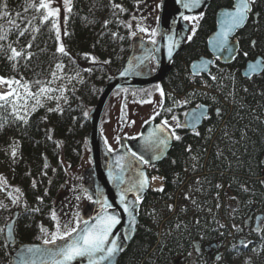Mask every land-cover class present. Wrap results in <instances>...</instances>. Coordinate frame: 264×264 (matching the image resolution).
Returning a JSON list of instances; mask_svg holds the SVG:
<instances>
[{"label": "trees", "instance_id": "1", "mask_svg": "<svg viewBox=\"0 0 264 264\" xmlns=\"http://www.w3.org/2000/svg\"><path fill=\"white\" fill-rule=\"evenodd\" d=\"M32 3L38 4L39 0H0V35L7 33V38L0 41L4 49L0 52V76L19 80L20 86L27 85V91L33 95L39 94L41 87L50 89L51 93L59 92L62 90L59 84L64 80L69 87L54 105L44 103L25 114L0 104V161L9 163L12 184L28 204L26 209H20L16 226L18 244H41L54 232L52 212L68 182L69 170L80 166L85 152L89 151L86 142L90 130L88 114L108 81L123 68L135 35L134 24H145L143 16L140 18L141 13L153 21L158 10V5L148 4L146 0H72L71 12L60 30L59 17L42 22L43 10L37 12L30 7ZM113 4L121 5L124 11L113 8ZM146 4L144 10L142 7ZM232 5L233 0H213L199 19L195 35L192 34L185 50L172 63V72L159 85L163 102L154 117L157 121H181L183 113L180 110L200 103L211 105L214 112L206 120L207 128L203 127L199 135L186 133L191 140L183 141L180 137L176 141L172 152L178 155L170 156L171 160L163 169L165 188L162 192L152 193V198L140 208L137 234L123 251L118 264H189L195 254V243L220 242V230L226 232L225 240L229 241L223 264H264V220L259 231L245 229V222L252 214L264 216V72L252 80L240 75L248 60L258 56L264 58L261 53L264 51V0H257L253 7L256 15L251 16L238 35L241 49L231 67H223L209 78H195L188 71L193 61L208 54L207 40L216 28L218 10ZM53 19L59 27V40ZM152 27L148 25V32L144 33L150 40H155L156 35H149L152 31L156 33L155 26ZM24 29H27L24 36H19V31ZM61 37L67 55L57 51L62 44ZM30 42L32 47L28 48ZM9 44L18 51L23 50L25 57L31 53V59L22 57L10 61L7 58ZM58 64L61 69L56 67ZM205 84H210V90L198 91ZM14 86L15 89L20 87ZM157 88L117 93H125L126 102L145 104ZM177 96L184 97L178 99ZM122 120L126 125V115ZM188 147H191L192 171L205 172L204 178L212 184L222 180L237 190L233 191L239 205L235 210L236 219L243 223L241 230L233 233L234 239H229L232 232L217 226L220 222L215 216L210 220L202 218L208 228H203L204 224L193 228L190 219L181 214L176 216V228L167 236L161 235L159 228L164 220L159 206L165 202L171 205L181 190L182 159L179 157L186 154ZM77 189L80 197L77 208L80 210L88 198L80 185ZM213 195L215 199L218 193ZM169 213L172 214V209ZM10 215L7 211L1 213L0 218L7 221ZM77 217L75 226L80 224ZM167 224L168 229L174 226L173 221ZM239 239L245 241L244 246L239 245ZM10 256L11 249L0 233V264H9Z\"/></svg>", "mask_w": 264, "mask_h": 264}, {"label": "water", "instance_id": "2", "mask_svg": "<svg viewBox=\"0 0 264 264\" xmlns=\"http://www.w3.org/2000/svg\"><path fill=\"white\" fill-rule=\"evenodd\" d=\"M212 3L213 0H201L198 7L188 10L183 8L181 3H177V0H161L157 18L158 37L156 43L146 41L142 34L134 37L123 68L108 81L96 105L88 114L90 131L87 136V144L90 149L91 166L83 172L82 189L92 199L80 210L79 219L81 224L79 229L86 226L85 222L88 224L95 222V217L101 214V203L104 201L110 206L107 209L109 214L117 216L120 221L113 229L110 240L114 239L121 246V250L110 261H103L102 264H118L123 251L134 240L139 227L137 196L140 199L145 198L151 188L148 168L162 162L174 147V137L171 135L170 130L166 127L161 132L160 129L164 125L153 120L143 126L138 138L132 140L122 139L117 150L109 151L101 132L108 103L113 95L119 91L126 89L143 90L163 83L172 71V62L185 50L189 40L188 37L192 33V26L183 19V16H201ZM236 3H238V0H233L232 8L218 10L216 29L207 40L210 57H201L191 63L189 70L194 77L209 75L212 68L216 66V62L228 66L237 58L240 46L239 42L233 39L247 26L249 19L242 28L228 33L227 42L223 46L220 35L227 27L226 21L228 18L224 13L233 11ZM170 46L171 55L169 54ZM153 61L156 65L155 69L152 67ZM251 65H255V68L250 67ZM263 72L264 60L262 57H257L254 61L246 64L241 74L244 79L251 80L262 75ZM201 113L203 114L201 118L194 122L193 116ZM208 117L209 107L200 104L197 108H192L187 112L183 123L187 126L183 128L196 133ZM166 136L168 137L167 146L155 142L157 137L163 139ZM129 150L135 151L138 156H142L143 161H147V163L132 157ZM140 172H143V177L139 175ZM144 178H147V185L143 191H140V181ZM127 189L131 190L127 191ZM97 190L99 195H97ZM121 194L125 197L123 203L120 200ZM96 200H100L101 203H95ZM125 205L129 209L128 212L124 210ZM19 216L20 211H15L4 228L5 242L12 249L9 264H49L48 252L55 250L66 241L58 240L55 245H18L15 229ZM263 220L264 216L259 215L256 218L255 227L258 228ZM9 227L12 230L10 237L8 235ZM68 239L70 240L71 237ZM240 244H244V242L241 241ZM214 247L216 246L212 245L208 250ZM30 248L39 249V251L28 252L27 250ZM73 264H88V260L87 258H80L74 261Z\"/></svg>", "mask_w": 264, "mask_h": 264}, {"label": "rangeland", "instance_id": "3", "mask_svg": "<svg viewBox=\"0 0 264 264\" xmlns=\"http://www.w3.org/2000/svg\"><path fill=\"white\" fill-rule=\"evenodd\" d=\"M160 1L161 0H146L148 4L151 3L155 6L160 4ZM148 4H146L142 8L146 10ZM52 7L60 9V30H62V28H64L65 26V18L68 14L64 7V0H52ZM142 16L145 21L149 22V25H151V27L152 25L155 26L154 23L156 22V19L153 21L152 19H148L147 17H145L143 12L141 13L140 18ZM187 23L190 24L192 27L195 24L197 27V21L195 20L188 21ZM143 25L145 24H143L142 22L134 24L135 34L142 33L139 31L138 26L143 27ZM150 30L153 29L150 28ZM60 42H62L63 44V37H61ZM261 53L264 54V51H261ZM73 86H75V83L73 84ZM68 87L69 84L67 83V80H64L61 85L59 84V88L62 89L59 92L53 89V93L48 92L47 94L28 95L24 87L20 86L19 88L15 89L16 87L13 85L12 90L14 92V95L9 98V103L5 104L4 101H0V104H2L3 106H11L13 108L14 102L16 104L15 109L25 114L28 112V110L35 111L39 107L43 106L44 103L54 105L56 100L61 99V95L64 93L63 91H66L65 89H67ZM202 87L203 88L201 89H198L197 87L198 91L200 90L201 92L203 90H210V84H205ZM193 88H195V86H193ZM8 90L9 89L7 88V86H0V92ZM170 93H174V91L170 90ZM16 94L19 95V99H16ZM182 97L184 96H177L176 98L181 99ZM37 99H39L40 101L39 104H37L36 102ZM162 102L163 96H161V90L154 91L152 93V98L150 102L145 104L132 103L131 100H128L126 102L125 93H121L120 95L119 93L115 94L109 101L101 126V132L106 140L108 148L111 150L116 149L118 147V141L121 137H136L140 133V130L144 126L145 122L152 120L155 114L159 111ZM125 115L126 125L122 123V119L123 117H125ZM89 156V151H86L80 166L73 170H69V180L57 198L54 211L56 212L57 220L62 226L71 221L72 223L70 226L75 227V219L77 217V213L75 215V212H78L79 210L75 201L76 197L79 195L77 189V185H79V183L76 184V182L78 181L80 175L84 172V170L90 166ZM6 162L7 161L5 160L0 161V188H2V190H0V204L6 206L0 207V215L1 213L3 214L7 211L12 213V211L14 210L26 209L28 207V204L23 198L21 192L15 191V189L18 188L12 184L13 174L11 170H9V163L7 164ZM204 173H200L199 171L189 172V186L186 185L183 191L180 190L176 194L177 196H175L174 202L171 203L172 214L169 213V203L165 202L164 204H161L159 206V210L161 211V217L164 220L159 228V231L162 236L169 235L174 229V227L176 228V216L178 214H181L183 218L190 219L193 228L200 224L201 226L204 224L205 227L202 226L203 228H208L209 226H207V223L205 221H202V218L210 220L213 219V216H215L220 222L219 224H217V226H222L223 229H227V232L234 233L236 232L235 230H241V224L243 222H237L238 220L236 219L235 212L236 208L239 205L237 203V197L233 191L237 190L232 184L224 183V181L221 180H219V182L215 180L212 184L211 182H209L208 179L204 178ZM151 184L153 186V190L159 191L158 189L163 188L162 179L159 176H153L151 179ZM217 185H220V187L218 188ZM215 192L219 194L218 201L214 199L213 194ZM12 198H16L17 202L13 203ZM164 205H166V207L168 206V208L164 207ZM217 205H219V207H217ZM75 208H77L78 210H76ZM57 220H54L55 226L57 224ZM192 220H194V222ZM169 221H173L174 225L170 229H168L167 224ZM6 222L7 221H3L2 218H0V229L3 230L0 231V233L2 234L4 232ZM56 230L57 229L55 228L54 232ZM235 260L239 261L238 258H235ZM237 264L245 263L237 262Z\"/></svg>", "mask_w": 264, "mask_h": 264}, {"label": "snow or ice", "instance_id": "4", "mask_svg": "<svg viewBox=\"0 0 264 264\" xmlns=\"http://www.w3.org/2000/svg\"><path fill=\"white\" fill-rule=\"evenodd\" d=\"M177 3H181L182 7L188 10H191L195 7H198L201 3V0H177ZM257 0H238V3L234 5V10L233 11H228L225 12L224 15L228 18L226 21L227 27L226 29L220 33L222 37V46L223 44H226L227 39H228V33L232 32L235 29L242 28L248 19L251 16H255L256 14L253 11V7L256 5ZM30 7L34 8L37 12H41V20L42 22L48 21L50 18H58L59 17V8H53L52 7V0H39V3H32ZM64 7L67 12H71V0H64ZM113 8L119 9L120 11H124L123 7L121 5L113 4ZM27 10V9H25ZM202 17H193V16H183L184 20L187 21H199ZM66 19V18H65ZM11 23V21H9ZM107 23V22H106ZM53 25L56 27V35H57V40L60 38V33H59V27L55 23V19H53ZM18 27V26H17ZM140 32H148V30L144 27L138 26ZM27 29L20 30L19 31V36H24L25 32ZM38 31V29H36ZM193 35H195L196 31V25L194 24L192 29H191ZM67 33H65L66 35ZM134 34V33H133ZM151 36H155L156 33L155 31H152L149 33ZM7 38V33H4L0 35V41L5 40ZM35 37L33 36V40ZM188 39H191V37H188ZM153 44H155V40L151 41ZM253 46H255V41H253ZM28 48L32 47L31 42L27 45ZM3 46L0 45V52H3ZM57 51L59 53H62L64 55H67L65 52V48L63 44H60V46L57 48ZM231 51V49H229ZM8 52H10V55H8V59L10 61H18L19 58L25 57V52L23 50L18 51L16 48L12 47L11 44L8 45ZM169 54L171 55V46L169 47ZM247 55V53H245ZM32 54L28 53L25 58L31 59ZM105 63H108V61H105ZM15 67V65H13ZM58 69H61V65H56ZM253 69L255 68V65H251ZM55 76V73L52 74ZM215 79V77H213ZM37 83H40L37 81ZM17 85L20 86L21 82L19 80L15 79H6L4 77H0V86H7L9 89L8 91L0 92V101H4L5 104L9 103V98L14 95V92L12 90V86ZM25 88V91L28 95H33L32 93L27 91V85H23ZM50 91V89L46 87H41L40 88V94H47ZM245 91H247L245 89ZM161 96H163V92L161 91ZM19 95L16 94V99H19ZM51 98V97H48ZM37 104L40 103L39 99H37ZM150 102V101H147ZM16 104L13 102V108L15 109ZM219 110H217V115H219ZM158 115V113H157ZM203 114H196L193 116V121H198ZM19 119H24L23 117H18ZM206 118V117H205ZM27 121L25 120V123ZM164 127L160 129L161 132L164 131V128L167 127V121L163 122ZM187 125H181L179 123L176 124V127H186ZM211 131V129L209 130ZM199 135V133H196ZM172 136L175 137V139L179 140L180 137L175 134V132L171 133ZM134 139V137H130ZM167 139L168 137H164L163 139L157 137L156 138V143L157 144H163L167 146ZM190 150V149H189ZM111 151V149H109ZM131 156L135 157L137 160L143 161L142 156H138L135 151H131ZM12 156H16L15 150L12 152ZM123 159V158H121ZM147 163V161H143ZM118 165H119V160H118ZM121 169L123 170V167L121 166ZM139 175L141 177L144 176L143 172H140ZM147 185V178H144L140 181V191H143L144 187ZM33 187H35V181L33 182ZM219 188L220 185H217ZM2 190V188H0ZM131 189H127V191H130ZM159 191H163V189H158ZM16 192H19V189H15ZM246 191V189H245ZM97 195H99V192L97 190ZM88 199H92L91 196L87 197ZM187 198V197H186ZM77 200L80 199L79 196L76 197ZM124 195L121 194L120 200L121 203L124 202ZM140 197L137 196V200H139ZM12 202L16 203L17 199L12 198ZM95 203H101L100 200L94 201ZM0 207H6L2 204H0ZM108 207L107 202L104 201L101 203V214H99L97 217H95V222L92 224H88L85 222L86 226L82 229H79V224H77L75 227H71V221L68 223L64 224L63 226L59 223L57 220V215L56 212H52V219L57 220L56 224V231L51 234L50 239H45L43 242L44 244H56V241H66L63 245L58 246L55 250L48 252V255L50 257V262L49 264H73L74 261L80 258H87L88 264H102L103 261H110L115 254L121 250V246L116 243L114 239L110 240V237L113 235V229L115 226L120 223L119 219L117 216L109 214L108 212ZM219 207V205H217ZM125 212H128L129 209L125 205L124 208ZM169 210H171V205L169 206ZM78 218V217H77ZM79 229V231H78ZM259 231V229H256ZM0 231H3L0 229ZM42 232H46L45 229L41 228ZM75 233V235H73ZM12 234L11 227H9L8 230V235L9 237ZM71 237L69 240L68 238ZM126 238V237H125ZM28 252H33V251H39V249H28Z\"/></svg>", "mask_w": 264, "mask_h": 264}, {"label": "flooded vegetation", "instance_id": "5", "mask_svg": "<svg viewBox=\"0 0 264 264\" xmlns=\"http://www.w3.org/2000/svg\"><path fill=\"white\" fill-rule=\"evenodd\" d=\"M241 49V48H240ZM240 52V51H239ZM239 55V53H238ZM206 57H210V54H206L205 55ZM238 57V56H237ZM237 59V58H236ZM235 59V60H236ZM252 60V59H251ZM249 61V60H248ZM247 61V62H248ZM235 62V61H234ZM234 62L231 64V65H228V66H225V65H222L220 64L219 62H216V66L212 69L211 73H210V76H212V74L214 72L218 73L219 69H222L223 67H231ZM241 77H242V74L240 73ZM207 77V78H209ZM243 78V77H242ZM213 79V77H212ZM185 99H182V103L184 105H186L185 103ZM192 106H188L186 109H183V110H180L179 112L183 113L181 114V121H168L167 122V127L168 129L171 131V132H175L177 134H180L179 137H181V139L183 141L185 140H188L191 138V136H185L186 133H193L189 130H186L184 129L183 127H176V124L179 123L181 125H183V122H184V117H185V114L188 110V108H191ZM209 107V117L210 118L214 112V109L213 107H211V105H208ZM184 111V112H183ZM207 118V119H208ZM206 119V120H207ZM206 120H204V123L203 125L201 126V128L199 129V131H201V129L203 127L207 128L208 124L206 123ZM160 122V121H159ZM207 124V125H206ZM199 131H197L196 133H198ZM195 134V133H193ZM138 136L134 137V139L138 138ZM174 137V136H173ZM126 138V137H125ZM128 139H132V138H128ZM191 140V139H190ZM176 141L177 139H175L174 137V146L176 144ZM118 146H119V143H118ZM118 148V147H117ZM174 148V147H173ZM190 149V150H189ZM191 147L187 148L186 150V154H181V158L182 159V162H181V167H182V178H183V181H182V186H181V190L183 191L185 186L188 185L189 186V178L188 175H189V172H193L192 171V162H191ZM178 154L176 153H173L172 151L168 154V156L162 161L160 162L159 164H157L156 166H153V167H149L148 168V173L150 174V180L152 179L153 176H159L161 177L162 179V184H163V188H165V184H166V178L164 177V174H163V169L165 168V165L169 162V159L170 156H177ZM173 159V158H172ZM222 181V180H221ZM219 182V181H218ZM200 184H203V183H200ZM153 187V186H152ZM158 192H162V191H156V190H151V192L143 199H140V200H137V203L138 205L140 206V208H142L147 202H148V199L151 197L152 198V193H158ZM219 195V194H218ZM218 195L215 196V200L218 201L216 198L218 197ZM184 197V196H183ZM182 197V199H183ZM221 197V195H220ZM175 200V198H174ZM251 220L249 222L248 225H246V228L245 229H256L255 228V219H256V216H253V214L251 215ZM177 221V220H176ZM222 227H220L221 229ZM252 229V230H253ZM219 238H222L220 240V242H213V243H203L202 241H198L197 243V246H196V249H198V252L195 254L192 255V258H191V261L189 262V264H223V257L225 256V253H226V247L228 246V242H226L225 238H226V232L223 231V230H220L219 231ZM235 238V235L233 233H230L229 234V239H234ZM221 243V244H219ZM210 245H215L216 247L214 248H211L208 250V248L210 247Z\"/></svg>", "mask_w": 264, "mask_h": 264}]
</instances>
